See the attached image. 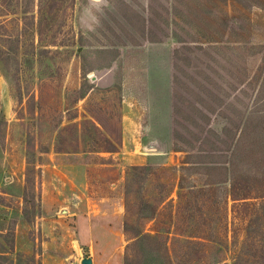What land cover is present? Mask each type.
<instances>
[{
  "label": "rangeland",
  "instance_id": "374dc122",
  "mask_svg": "<svg viewBox=\"0 0 264 264\" xmlns=\"http://www.w3.org/2000/svg\"><path fill=\"white\" fill-rule=\"evenodd\" d=\"M60 205L123 209L120 264H264V0H0V264Z\"/></svg>",
  "mask_w": 264,
  "mask_h": 264
},
{
  "label": "crops",
  "instance_id": "0c3cea01",
  "mask_svg": "<svg viewBox=\"0 0 264 264\" xmlns=\"http://www.w3.org/2000/svg\"><path fill=\"white\" fill-rule=\"evenodd\" d=\"M67 211L61 212L62 208ZM56 216L51 213L49 223H73L74 234L78 231V236L72 237L70 249H58L49 264H82L84 256L92 259V264H120L122 246L120 241L122 233L116 231L118 235L114 236L112 223H124L123 209L112 205L108 206H89L70 210L68 207L60 205L56 210ZM78 223V224H77ZM108 223V224H107ZM110 223L112 225H110ZM58 234V232H57ZM58 237V235H55ZM78 247H76L75 242ZM64 244V243H63ZM114 260L113 263H111Z\"/></svg>",
  "mask_w": 264,
  "mask_h": 264
},
{
  "label": "water",
  "instance_id": "95a60500",
  "mask_svg": "<svg viewBox=\"0 0 264 264\" xmlns=\"http://www.w3.org/2000/svg\"><path fill=\"white\" fill-rule=\"evenodd\" d=\"M148 150L155 151L156 149L150 147L148 148ZM65 211H67V208L64 207L61 209V212H65ZM82 264H92V259L88 256H84L82 259Z\"/></svg>",
  "mask_w": 264,
  "mask_h": 264
},
{
  "label": "trees",
  "instance_id": "16d2710c",
  "mask_svg": "<svg viewBox=\"0 0 264 264\" xmlns=\"http://www.w3.org/2000/svg\"><path fill=\"white\" fill-rule=\"evenodd\" d=\"M144 166H145V165H144ZM144 166H143V168H144ZM135 167L139 168L138 166H135ZM125 223H126V222H125ZM169 259H170V256H169ZM124 264H129V263L125 262Z\"/></svg>",
  "mask_w": 264,
  "mask_h": 264
}]
</instances>
